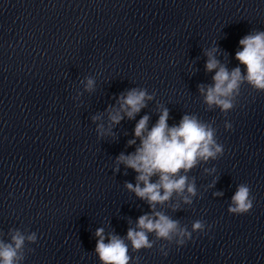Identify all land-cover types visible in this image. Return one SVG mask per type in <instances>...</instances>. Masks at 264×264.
I'll list each match as a JSON object with an SVG mask.
<instances>
[{"label": "clouds", "instance_id": "1", "mask_svg": "<svg viewBox=\"0 0 264 264\" xmlns=\"http://www.w3.org/2000/svg\"><path fill=\"white\" fill-rule=\"evenodd\" d=\"M204 54L207 57L206 72H214L211 84L198 85L207 110L219 109L225 115L232 111L245 84L256 92L264 93V31H251L239 40L235 52L238 65L234 68L229 69L218 59L225 53L216 44ZM80 83L85 92L92 93L96 89L94 77H85ZM82 94L78 93L76 98ZM153 99L154 94H149L145 88L134 87L121 93L116 105H109L105 110L108 127L97 124L98 137L111 134L112 127L125 118L135 119L147 107V102ZM103 115L99 113L93 116V122L101 120ZM149 119L148 115H144L136 122L134 138L127 142L129 147L135 146V150L128 154L121 152L115 159L114 171L118 172L123 165L136 173L135 184L125 182L124 187L144 201L150 211L140 215L125 236L115 232L106 234L104 228L96 229L94 252L100 264H136L139 257L134 258L130 252L150 250L160 241L174 243L179 248L192 239L194 232L204 233L206 228L211 227L202 220H195L189 230L179 219H174L161 209L168 205L172 212H178L184 205L191 206L198 196V190L195 177H190L189 173L223 156L224 147L217 141L214 121L204 122L195 114L185 113L178 124L170 126L169 109L163 105H159V118L151 127ZM224 127L231 130L232 124L226 121ZM204 171L211 174L215 168H205ZM215 182L209 187H214ZM213 195L223 196L224 193L218 191ZM254 199L250 186L241 183L236 186L227 211L232 215L247 214L253 208ZM7 235L8 239L5 240L3 233H0V264H23L27 245L37 243V234L15 228L9 229ZM150 236H154V239H150ZM165 248V244H160L159 251L166 257L168 252Z\"/></svg>", "mask_w": 264, "mask_h": 264}]
</instances>
